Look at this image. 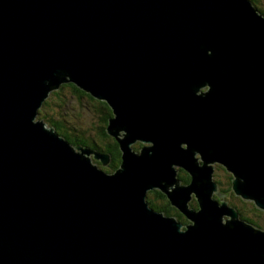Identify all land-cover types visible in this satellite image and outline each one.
<instances>
[{"label": "water", "instance_id": "1", "mask_svg": "<svg viewBox=\"0 0 264 264\" xmlns=\"http://www.w3.org/2000/svg\"><path fill=\"white\" fill-rule=\"evenodd\" d=\"M67 83L112 110L115 172L37 119ZM216 166L264 212L251 0H0V264H264V232L215 198ZM155 190L194 223L151 208Z\"/></svg>", "mask_w": 264, "mask_h": 264}, {"label": "trees", "instance_id": "2", "mask_svg": "<svg viewBox=\"0 0 264 264\" xmlns=\"http://www.w3.org/2000/svg\"><path fill=\"white\" fill-rule=\"evenodd\" d=\"M251 2L254 7L264 15V10L258 7L257 0H251ZM71 98L80 105H83L84 102H90L92 112L96 117V122L90 125L88 129L89 131L81 130L78 126L73 124L70 113L68 112V109H66L69 105L68 103L71 102ZM50 112L53 114L51 115ZM38 113V120L44 121L48 127L54 128L55 131L65 138L71 145L90 147L93 150L97 149L103 153L110 154L112 156V162L108 169L111 170V172L116 171L120 167L121 151L119 149V144L116 139L110 136L107 132L109 118L112 116V110L106 102L93 98L89 93L81 90L72 83H67L61 85L58 90H55L50 94V97L46 100ZM90 131L91 133H89ZM179 171V178L182 183H189L191 181V176L181 169ZM217 171L224 172L226 170L223 167L218 166ZM226 178L227 181L225 187H227V189H223V192H226L227 190V192L234 197L235 194L232 190L233 176L229 174ZM234 198H236L238 203L237 209L241 218L255 227H261L262 225L254 220V217L259 218L257 213L264 216L263 211L259 210L253 202L241 200L236 196ZM147 201L150 204V207L154 210L167 216L175 217L184 225L189 223L187 217H184V215L171 205L168 196L164 192L159 190L149 192ZM248 206L251 207V213L248 211ZM191 207L197 209L198 205L194 201L192 202ZM251 214L254 216H251Z\"/></svg>", "mask_w": 264, "mask_h": 264}, {"label": "rangeland", "instance_id": "3", "mask_svg": "<svg viewBox=\"0 0 264 264\" xmlns=\"http://www.w3.org/2000/svg\"><path fill=\"white\" fill-rule=\"evenodd\" d=\"M257 5L260 9L264 10V0H257ZM68 104L69 105L66 107V109H68V112L70 113L73 124L75 126H78V128L81 130L89 131L88 129H89L90 125L96 122V117L94 116V114L92 112V106L90 105V102H87V103L84 102L83 105H80L74 99L71 98V102ZM50 114L52 115L53 113L50 112ZM89 133H91V131ZM120 134L123 136V132ZM150 146H152L151 143H144V142L142 144L140 142H137L133 145L134 150L137 152H139L142 147H150ZM94 150L98 151L97 149H94ZM99 152H101V151H99ZM198 156L199 155L196 156L197 159H198ZM94 162L96 164L99 163V164H97L98 167L101 168L105 173H109V174L113 173V172H111V170L108 169V167H104L103 165H101L102 164L101 161H94ZM176 168L178 170L180 169V167L178 165L174 168V170ZM217 169H218V166H216V171H217ZM180 174H182V173H180ZM214 175H215L214 176L215 181L221 180V182H222V183L219 182V185L221 188V189H219V195L221 194L222 197H218V194H217V195H215V197L217 196L216 199L225 200L228 202V204L230 206L237 209L238 203L236 201V198H234L235 196L234 197L230 196L228 194L229 192H227V190H226V192H223V189H227V187H225V183H226L227 179L225 177L224 172L223 171L215 172ZM181 183H182V181H181ZM187 184H189V183L187 182V183H184L183 185H187ZM191 203H192V201H191ZM248 211H249V213H251V207L250 206H248ZM257 215L259 216V218L254 217V220H256L258 223H260L262 225L261 227H259V229L264 232V216L261 214H258V213H257ZM251 216H254V215L251 214ZM193 223L194 222H191V224H193Z\"/></svg>", "mask_w": 264, "mask_h": 264}, {"label": "flooded vegetation", "instance_id": "4", "mask_svg": "<svg viewBox=\"0 0 264 264\" xmlns=\"http://www.w3.org/2000/svg\"><path fill=\"white\" fill-rule=\"evenodd\" d=\"M110 164H111V163H110ZM108 167H109V166H108ZM215 172H218V171H215ZM224 172H226V171H224ZM224 174H225V177H227L230 173L226 172V173H224ZM227 174H228V175H227ZM214 176H215V175H214ZM219 179H220V178H219ZM226 179H227V178H226ZM216 181H217L218 185H219V182L222 183L221 180H216ZM219 189H221V188H220V185H219ZM228 194L230 195V193H228ZM230 196H232V195H230ZM216 197H217V196H216ZM216 197H215V198H216ZM194 201L197 203V201H196L195 199H194L192 202H194ZM191 204H192V203H191ZM197 205H198V203H197ZM237 210H238V209H237ZM240 217H241V216H240Z\"/></svg>", "mask_w": 264, "mask_h": 264}, {"label": "bare ground", "instance_id": "5", "mask_svg": "<svg viewBox=\"0 0 264 264\" xmlns=\"http://www.w3.org/2000/svg\"><path fill=\"white\" fill-rule=\"evenodd\" d=\"M141 141V140H140ZM141 143V142H140ZM143 143V142H142ZM146 143H151V142H146ZM152 144V143H151ZM151 147V146H150ZM180 170V169H179ZM185 217V216H184ZM187 220H188V224L187 225H184L185 227L186 226H191L192 224H191V222H193L191 219H189V218H187Z\"/></svg>", "mask_w": 264, "mask_h": 264}]
</instances>
